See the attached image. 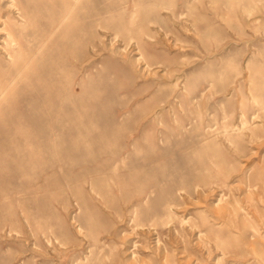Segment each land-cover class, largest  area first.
Instances as JSON below:
<instances>
[{"label": "rangeland", "instance_id": "374dc122", "mask_svg": "<svg viewBox=\"0 0 264 264\" xmlns=\"http://www.w3.org/2000/svg\"><path fill=\"white\" fill-rule=\"evenodd\" d=\"M263 13L0 0V264H264Z\"/></svg>", "mask_w": 264, "mask_h": 264}, {"label": "bare ground", "instance_id": "6f19581e", "mask_svg": "<svg viewBox=\"0 0 264 264\" xmlns=\"http://www.w3.org/2000/svg\"><path fill=\"white\" fill-rule=\"evenodd\" d=\"M250 13V12H249ZM264 14V13H263ZM248 16V15H247Z\"/></svg>", "mask_w": 264, "mask_h": 264}]
</instances>
